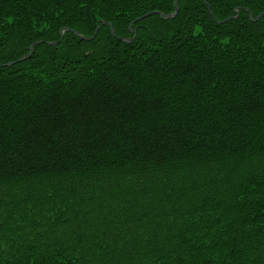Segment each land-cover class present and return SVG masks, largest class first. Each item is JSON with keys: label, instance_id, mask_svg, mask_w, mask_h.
I'll use <instances>...</instances> for the list:
<instances>
[{"label": "trees", "instance_id": "16d2710c", "mask_svg": "<svg viewBox=\"0 0 264 264\" xmlns=\"http://www.w3.org/2000/svg\"><path fill=\"white\" fill-rule=\"evenodd\" d=\"M173 2L0 0V264H264V0Z\"/></svg>", "mask_w": 264, "mask_h": 264}, {"label": "rangeland", "instance_id": "374dc122", "mask_svg": "<svg viewBox=\"0 0 264 264\" xmlns=\"http://www.w3.org/2000/svg\"><path fill=\"white\" fill-rule=\"evenodd\" d=\"M136 185H138V184H136ZM122 187L123 188H125V187H127L128 188V185H122ZM131 187H134V186H131ZM32 189V191H34L35 190V188L34 187H32L31 188ZM24 190V188H18V189H13V190H8L9 191V193L6 191V192H3V191H0V202H2V204L0 205V212H2V216H4L3 218H1V219H4V218H6V216L9 214V213H7V212H13V211H11L10 209L12 208L14 211H17V209H19V212H21V209L20 208H22V209H24V208H28V209H31V210H33L32 209V202H30L29 200H27L28 201V203H21L20 205H28V206H26V207H21V206H15L16 205V201L18 202V201H20V198L21 197H19V198H16V196H18L22 191ZM30 190V189H29ZM6 193V194H5ZM11 195V196H13V197H10L9 195ZM45 203H44V205H46L47 206V203H48V201H44ZM10 206V207H9ZM58 210H60V209H58ZM34 211H36L35 209H34ZM38 214H39V212H38ZM40 214H43V212L42 213H40ZM45 214V213H44ZM7 220V218L5 219V221ZM15 220V219H14ZM21 221V219L20 218H17L16 219V222L17 223H19ZM15 222H11V221H7V224L9 225V226H13V224H14Z\"/></svg>", "mask_w": 264, "mask_h": 264}, {"label": "bare ground", "instance_id": "6f19581e", "mask_svg": "<svg viewBox=\"0 0 264 264\" xmlns=\"http://www.w3.org/2000/svg\"><path fill=\"white\" fill-rule=\"evenodd\" d=\"M107 24H109V27H110V30L112 29L113 30V28H112V26H111V24L109 23V22H106ZM103 25V24H102ZM106 25V24H105ZM99 26H101V25H99ZM97 28V27H96ZM96 30V29H95ZM97 32V31H96ZM96 32H94L90 37H84V36H82V35H78V34H76L80 39H83V40H91V39H93V37L95 36V34H96ZM112 34H113V36L115 35L114 33H113V31L111 32ZM61 35H64V32L61 34ZM63 37V36H62ZM62 37L59 39V40H57V41H53L54 42V45H56V44H58L60 41H61V39H62ZM135 37H133L132 39H134ZM121 40L122 41H125L123 38H121ZM126 41H128V39H126ZM53 42H50L49 43V45H51V43H53ZM37 43V42H36ZM32 52H33V49H30L29 50V52H28V54H27V56H30L31 54H32ZM22 60V58H20V59H18L17 60V62L18 61H21ZM12 64H15V62H13Z\"/></svg>", "mask_w": 264, "mask_h": 264}, {"label": "water", "instance_id": "95a60500", "mask_svg": "<svg viewBox=\"0 0 264 264\" xmlns=\"http://www.w3.org/2000/svg\"><path fill=\"white\" fill-rule=\"evenodd\" d=\"M176 3H177V0H174V2H173L174 13H173V14H167V15H164L163 13L158 12V11H154V13L159 14L160 17H171V16H173V15L177 12V5H176ZM236 12H237V11H236ZM150 13H151V12H150ZM150 13H147V14L141 16L140 18H143V17H145V16H148ZM262 15H264V12L260 13L259 15H257L255 19H259ZM140 18H139V19H140ZM102 24L105 25V24H107V23H106V22H103ZM99 28H100V26L98 25L97 28H96V30H95V32H96ZM111 31H112V29H111ZM62 33H63V31H61V34H62ZM76 34H78V33H76ZM78 35H79V34H78ZM62 36H63V35H61V37H62ZM61 37H60V38H61ZM48 44H49V43H48ZM51 45H54V42L51 43ZM22 59H23V57H22ZM12 63H13V62H11V64H12Z\"/></svg>", "mask_w": 264, "mask_h": 264}]
</instances>
